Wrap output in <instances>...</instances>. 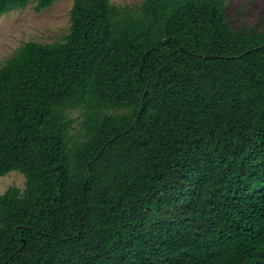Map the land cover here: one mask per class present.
I'll use <instances>...</instances> for the list:
<instances>
[{
    "label": "trees",
    "instance_id": "trees-1",
    "mask_svg": "<svg viewBox=\"0 0 264 264\" xmlns=\"http://www.w3.org/2000/svg\"><path fill=\"white\" fill-rule=\"evenodd\" d=\"M231 1L73 0L64 41L0 65V176H25L0 264H264V24Z\"/></svg>",
    "mask_w": 264,
    "mask_h": 264
},
{
    "label": "rangeland",
    "instance_id": "rangeland-1",
    "mask_svg": "<svg viewBox=\"0 0 264 264\" xmlns=\"http://www.w3.org/2000/svg\"><path fill=\"white\" fill-rule=\"evenodd\" d=\"M117 5L135 8L143 0H111ZM73 0H56L41 10L31 2L23 8H15L0 15V65L24 42L35 40L51 43L62 42L70 28V10ZM227 18L236 28H261L264 24V0H234L226 4ZM71 116L79 112L73 110ZM77 128V123L75 124ZM25 186V176L11 170L0 176V193L9 186Z\"/></svg>",
    "mask_w": 264,
    "mask_h": 264
}]
</instances>
